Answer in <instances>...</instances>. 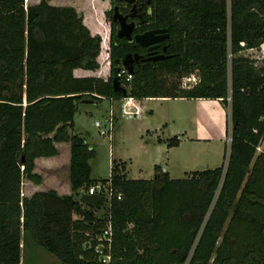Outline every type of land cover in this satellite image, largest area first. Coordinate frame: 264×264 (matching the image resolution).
<instances>
[{"label":"trees","instance_id":"trees-1","mask_svg":"<svg viewBox=\"0 0 264 264\" xmlns=\"http://www.w3.org/2000/svg\"><path fill=\"white\" fill-rule=\"evenodd\" d=\"M151 6V23L168 29L167 55L122 76L126 96L228 105L224 161L176 178L154 164L152 177L130 178L125 161L112 158L108 175L92 178L94 149L72 131L73 114L82 98L123 97L111 78L125 46L111 32L120 43L108 52L109 75L75 76V67L98 66L100 38L81 16L46 0H0V264H21L24 237L64 264H264V150L256 151L264 137V58L243 53L264 40V0ZM189 74L196 80L182 86ZM57 141L69 145L70 193L21 195L22 177L40 181L33 159L54 155ZM165 141L177 145L178 135ZM107 224L110 240L99 242Z\"/></svg>","mask_w":264,"mask_h":264},{"label":"rangeland","instance_id":"rangeland-1","mask_svg":"<svg viewBox=\"0 0 264 264\" xmlns=\"http://www.w3.org/2000/svg\"><path fill=\"white\" fill-rule=\"evenodd\" d=\"M38 1L24 0V5ZM46 2L56 6L72 7L74 12L81 16L82 23L88 28L89 33L99 36V51L96 55L98 66L93 70L105 75L109 63L106 49L109 30L107 0H46ZM100 52H102L101 59L98 57ZM229 57L230 55L227 59ZM227 79H229L228 68ZM195 80L196 76L189 74L180 79V84L188 86ZM203 99L150 97L142 101L122 99L110 104L107 98H101L95 103L77 102L71 129L81 133L88 145L94 149L93 156L88 159L90 176L106 177L112 158L129 159L128 176L135 178L152 177L153 163L162 162L166 156L169 158L171 177H183V170L220 165L224 161L223 154L225 156L229 142L226 141L230 126L228 105L212 98ZM106 117H110V120L108 121ZM95 120L99 122L98 127L94 125ZM145 128H155L156 131L145 134ZM99 130L104 132H98ZM172 134H178L179 142L169 154H166L164 147L155 146V137L159 135L166 138ZM191 137L195 140H190ZM143 139H147L150 143L147 150H141ZM55 148L57 156L50 157V161L37 163L38 169L43 174L42 178L39 175L43 181L40 188L49 187L51 179L56 178L62 186L60 191L66 192L68 174L66 145L60 143ZM260 150H264V137L256 147L257 152ZM21 179L22 192H30L27 178ZM20 250L21 264H64L27 237L22 238Z\"/></svg>","mask_w":264,"mask_h":264},{"label":"flooded vegetation","instance_id":"flooded-vegetation-1","mask_svg":"<svg viewBox=\"0 0 264 264\" xmlns=\"http://www.w3.org/2000/svg\"><path fill=\"white\" fill-rule=\"evenodd\" d=\"M108 3V36L106 40V49H107V57L109 60V50L112 46L119 44L120 42H116L117 40L111 38V32H113L115 38L120 39L122 42V46H125L123 49L122 55L120 57L114 56L112 61V67L115 69V75L118 76L119 81L122 76L129 78L126 76V73L131 75L134 66L140 65L149 61H157L164 58L166 54V39L169 36L168 29L166 26H162L156 24L155 22L152 24L151 22V13L152 6L151 0H107ZM114 8L117 13L121 16H124L126 22L133 21L134 26L130 32L131 39L128 40L125 37H118L116 35V27L118 26V17H116L115 21L112 20V13ZM129 13H133L132 16ZM159 28H166L164 31L155 32L154 35H162L166 33L165 36L156 39L153 42H149L145 45L136 42L133 38L134 34L142 33L146 30H153ZM121 46V45H120ZM129 53L131 55L130 61L128 62V66L131 68V72H127V69L122 63L123 56ZM137 54L136 57H133V54ZM163 55V57H159L156 59H152V56ZM111 63L109 60L107 75L110 73ZM118 72V74H116ZM106 75V76H107ZM121 83V82H120ZM122 85V84H121Z\"/></svg>","mask_w":264,"mask_h":264},{"label":"crops","instance_id":"crops-1","mask_svg":"<svg viewBox=\"0 0 264 264\" xmlns=\"http://www.w3.org/2000/svg\"><path fill=\"white\" fill-rule=\"evenodd\" d=\"M83 71H88V72H83ZM72 73H73V75H75V76H82V75H97V76H101V77H103V78H105L106 77V75H107V72L105 73V75H100V74H98L97 72H96V70H91V69H82V68H79V67H75V68H73L72 69ZM84 73H86V74H84ZM102 98H106V97H102ZM147 98H150V97H147ZM153 98V97H152ZM154 98H165V97H160V96H156V97H154ZM166 98H168V97H166ZM170 98H179V99H196V100H204L203 99V97H197V98H186V97H170ZM122 99H124V98H118V99H112V98H107V100L110 102V104L111 103H113V102H115V101H121ZM133 100L135 99V100H137V101H142V100H144V99H146V98H140V99H136V98H132ZM205 99H208V98H205ZM213 100H215V101H219L218 99H215V98H212ZM95 102H97V101H95ZM156 131V129L154 128V129H149V128H145V134H152V133H154ZM184 132H186L185 130H184ZM176 134H172L171 136H175ZM178 135V134H177ZM170 136V137H171ZM167 138H169V137H160L159 135H157L156 137H155V142H156V144H155V146L156 147H159V148H161V147H164L163 149H164V151H165V153L167 154H169L170 153V150L171 149H173L174 147H176L177 145H178V143H177V145H171V146H167L166 145V139ZM190 140H195L194 138H190ZM178 142H179V137H178ZM60 143H64L65 145H66V150H67V156L69 157V145H68V142L67 141H57V142H54V145H55V147H57V145H59ZM150 147V143H149V141L147 140V139H143V140H141V150H143V149H148ZM153 147H154V145H153ZM149 151V150H148ZM55 156H57V152L54 154V155H51V156H37V157H35L34 158V162H33V168H32V171L33 172H35V173H37V174H39V175H41V178L43 177L42 175L43 174H41V172H40V170L38 169V166H37V163L38 162H40V163H42L41 161H48L49 160V158L50 157H55ZM117 159H120V160H124L125 161V171H126V176L127 177H129L128 176V173H129V162H130V160L129 159H122V158H117ZM169 158L166 156L165 157V159L162 161V162H160V161H157L156 163L154 162L153 163V165L154 164H156V165H158L159 167H160V169L162 170V171H166L167 172V174H168V176L169 177H171L170 176V173H169V167H170V163H169V160H168ZM50 161V160H49ZM127 161V162H126ZM67 164H68V158H67ZM153 165H152V174H153ZM53 170V169H52ZM188 171H190V170H188ZM188 171H186V170H183L182 172H183V176H184V174H185V172H188ZM53 173V172H52ZM130 178H135V177H130ZM173 178H176V177H173ZM28 180V179H27ZM52 180V181H51ZM50 181H51V184H50V186L49 187H47V188H40V185H41V183H43V181H42V179H40V181L38 182V183H34L33 181H31V180H28V186L30 187V189H31V191L30 192H28V193H23L22 192V184H23V182H22V179H21V184H20V194L21 195H25V196H28V195H30L33 191H36V190H47V189H54L58 194H69L70 193V189H69V183H68V174H67V182H66V185H67V191L66 192H61L60 191V188H62V186L61 185H59V183L57 182L58 180L55 178H53V179H51Z\"/></svg>","mask_w":264,"mask_h":264},{"label":"water","instance_id":"water-1","mask_svg":"<svg viewBox=\"0 0 264 264\" xmlns=\"http://www.w3.org/2000/svg\"><path fill=\"white\" fill-rule=\"evenodd\" d=\"M130 16L133 15V13H129ZM116 17H118V26L116 27V35L118 37H125L128 40L131 39V35L130 32L133 29L134 23L133 21H128L126 22L124 19V16H121L119 13L116 12L115 8L114 11L112 13V20L115 21ZM166 28H159V29H153V30H146L142 33H138V34H134L133 38L136 42H139L143 45L149 43V42H153L156 39H159L160 37H163L166 35V33L162 34V35H154L155 32H160V31H164ZM137 54H133V57H136ZM159 57H163V55H156V56H152V59H156ZM131 55L129 53L125 54L123 56L122 59V63L125 66V68L127 69V72H131V68L128 66V62L130 61ZM111 87L114 91H120V93L122 94L123 97L126 96V89L123 85H121L119 78L117 75L113 76L111 78ZM79 102H84V103H95L94 99H90V98H82L79 100Z\"/></svg>","mask_w":264,"mask_h":264},{"label":"built area","instance_id":"built-area-1","mask_svg":"<svg viewBox=\"0 0 264 264\" xmlns=\"http://www.w3.org/2000/svg\"><path fill=\"white\" fill-rule=\"evenodd\" d=\"M239 43H240L241 45L243 44L242 41H240ZM243 53H244L245 55H247V56H249V57H251V58H255V59L264 58V40H263L261 43H259L258 46L245 48V49L243 50ZM228 55H230V53H227V56H228ZM116 74H118V72H117ZM126 76L129 77L130 74H129V73H126ZM122 98H124V99H129V100L132 99L131 97H127V96L122 97ZM226 100H227V102L229 101V95L226 96ZM106 119L109 121V120H110V117H106ZM94 125L98 127V126H99V122H98L97 120H95V121H94ZM98 132L103 133L104 130H99ZM229 139H230V138H229V136L227 135V137H226V141H229ZM99 188H100V185H99V184L91 185V186L88 187V191H89V192H92V191H94V190H99ZM106 194L109 195V191H106ZM116 197L118 198L119 195L117 194ZM110 233H111V231H110V227H109V225L107 224V225L103 228V230H102V232L100 233V235L98 236L99 242H103V241L108 242V241L110 240ZM102 258H103V259H107L108 256L106 255V256H103Z\"/></svg>","mask_w":264,"mask_h":264}]
</instances>
